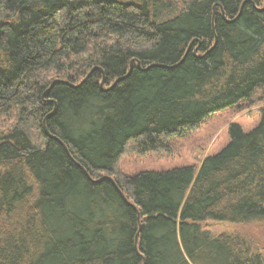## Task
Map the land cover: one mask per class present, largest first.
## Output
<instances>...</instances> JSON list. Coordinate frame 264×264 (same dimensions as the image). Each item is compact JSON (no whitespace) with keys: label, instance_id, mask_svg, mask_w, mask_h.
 Listing matches in <instances>:
<instances>
[{"label":"trees","instance_id":"obj_1","mask_svg":"<svg viewBox=\"0 0 264 264\" xmlns=\"http://www.w3.org/2000/svg\"><path fill=\"white\" fill-rule=\"evenodd\" d=\"M260 101L264 0H0V264H264L205 226L264 223V104L199 163L119 166Z\"/></svg>","mask_w":264,"mask_h":264},{"label":"rangeland","instance_id":"obj_2","mask_svg":"<svg viewBox=\"0 0 264 264\" xmlns=\"http://www.w3.org/2000/svg\"><path fill=\"white\" fill-rule=\"evenodd\" d=\"M263 104L264 101L253 106L235 104L216 112L186 136L174 138L170 151L148 152L144 155L128 151L121 157L120 169L125 173H135L199 163L207 154H216L228 144L231 122L241 124L246 131L255 127L260 120L259 108ZM205 226L213 233L241 231L254 238L264 249V223L236 224L208 220Z\"/></svg>","mask_w":264,"mask_h":264},{"label":"water","instance_id":"obj_3","mask_svg":"<svg viewBox=\"0 0 264 264\" xmlns=\"http://www.w3.org/2000/svg\"><path fill=\"white\" fill-rule=\"evenodd\" d=\"M241 8H242V7H241ZM240 10H241V9H240ZM240 12H241V11H240ZM240 12H239V14H240ZM239 14H238V15H239ZM238 15H237V16H238ZM194 41H195V39L190 43V45H191ZM215 43H216V42H215ZM215 43H214V44H215ZM189 48H190V46L187 48L185 54L183 55V57L180 59L179 62H182V61L184 60L186 54H187L188 51H189ZM197 51H198V46L194 49V52H195V53H197ZM133 62H134V60H132L128 72H127L124 76H121V77L117 78V79L112 83V85H111L110 87H108L107 89H111L112 87H114V86L116 85V83H117L118 81H120L121 79L127 77V76L131 73L132 68H133ZM138 67H139V68L141 67L140 61H138ZM95 69H101V67L97 66V67H94L93 69H91V70L89 71V73L83 78V80L81 81V83L84 82V81H85V80H86V79L92 74V72H93ZM58 81H60V80H59V79L54 80V81L51 83V85H50V87L48 88L47 91H49V90L53 87V85H54L56 82H58ZM64 82H65V81H64ZM104 84H105V77L103 78V80H102L101 83H100V85H101L102 88H104ZM53 101H54V103H55V107H54V110H53L52 113H54V112L56 111V109H57L56 101H55V100H53ZM44 128H45L46 133H47L50 137L55 138V139H58V137H56L55 135H53V134L50 133V131L48 130V128H47V126H46L45 120H44ZM63 144H64V143H63ZM64 146L66 147L65 144H64ZM80 166L84 169L85 173H86L87 175H89L87 169L84 168L81 164H80ZM107 177H109V178L113 181V183L116 185V187H117V189L119 190V192H120V194L122 195V197H123L126 201H128L129 203H131V202L128 200V198H127L126 194L124 193V191H122V190L120 189V187L116 184V181L114 180V178L111 177V176H107ZM132 204H133V203H132ZM133 205H134V204H133ZM139 223H140V222H139ZM140 228H141V223H140ZM138 238H139V231H138V233L136 234V245H137V242H138Z\"/></svg>","mask_w":264,"mask_h":264}]
</instances>
